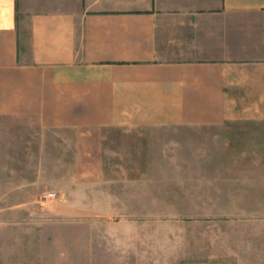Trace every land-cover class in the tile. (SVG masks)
I'll return each mask as SVG.
<instances>
[{"label": "crops", "instance_id": "1", "mask_svg": "<svg viewBox=\"0 0 264 264\" xmlns=\"http://www.w3.org/2000/svg\"><path fill=\"white\" fill-rule=\"evenodd\" d=\"M6 120L49 130L219 126L220 158L191 162L221 184L185 203L175 189L170 207L174 223L254 228L235 250L183 263L237 264L264 229V0H0ZM7 226L0 220V264L19 241ZM27 227L34 254L36 226Z\"/></svg>", "mask_w": 264, "mask_h": 264}, {"label": "rangeland", "instance_id": "2", "mask_svg": "<svg viewBox=\"0 0 264 264\" xmlns=\"http://www.w3.org/2000/svg\"><path fill=\"white\" fill-rule=\"evenodd\" d=\"M192 158H220L219 126L49 130L0 121V220L19 240L6 246V264H183L235 250L237 236L254 228L200 216L173 222L175 189L185 203L221 184ZM155 202L165 208L148 209ZM28 222L37 231L34 254ZM263 234L237 264H264Z\"/></svg>", "mask_w": 264, "mask_h": 264}, {"label": "built area", "instance_id": "3", "mask_svg": "<svg viewBox=\"0 0 264 264\" xmlns=\"http://www.w3.org/2000/svg\"><path fill=\"white\" fill-rule=\"evenodd\" d=\"M55 194L54 193H50L49 196H54Z\"/></svg>", "mask_w": 264, "mask_h": 264}]
</instances>
